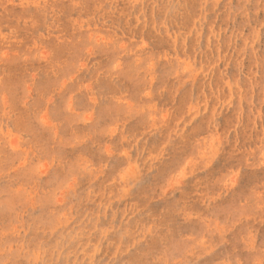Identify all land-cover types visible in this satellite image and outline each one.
Here are the masks:
<instances>
[{
  "label": "clouds",
  "instance_id": "obj_1",
  "mask_svg": "<svg viewBox=\"0 0 264 264\" xmlns=\"http://www.w3.org/2000/svg\"><path fill=\"white\" fill-rule=\"evenodd\" d=\"M0 264H264V0H0Z\"/></svg>",
  "mask_w": 264,
  "mask_h": 264
}]
</instances>
